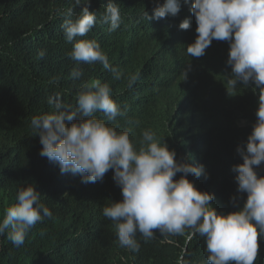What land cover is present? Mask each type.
Returning <instances> with one entry per match:
<instances>
[{
    "label": "trees",
    "instance_id": "obj_1",
    "mask_svg": "<svg viewBox=\"0 0 264 264\" xmlns=\"http://www.w3.org/2000/svg\"><path fill=\"white\" fill-rule=\"evenodd\" d=\"M110 2L91 0L89 11L96 12L97 23L86 37L69 43L62 25L75 20L84 5L76 6L75 0H0V220L29 185L52 213L35 224L22 246L0 236V264H206L204 238L189 240L187 230L170 237L155 230L147 241L137 233L139 251L120 252L115 223L103 216L104 207L123 199L114 170L102 181L85 184L79 174H61L58 164L40 156L33 117L55 112L50 97L75 109L82 85L92 80L109 84L123 112L110 124L118 132L130 130L137 147L142 132L151 129L176 150L177 159L185 154L191 164L204 166L207 178L190 180L214 194L211 203L218 212L238 211L247 199L237 192L232 167L243 163L236 149L246 143L256 122L259 93L251 84L228 88V42L213 40L199 58L187 54L197 36L190 11L194 0H180L176 16L150 21L144 13L152 15L165 0H112L121 12L116 31L102 20ZM186 18L191 27L182 30ZM79 39L97 40L120 79L100 63L72 60L69 53ZM73 70L82 75L74 78ZM96 116L104 118L100 112ZM256 170L264 176V163ZM258 243L254 264H264V237Z\"/></svg>",
    "mask_w": 264,
    "mask_h": 264
},
{
    "label": "clouds",
    "instance_id": "obj_2",
    "mask_svg": "<svg viewBox=\"0 0 264 264\" xmlns=\"http://www.w3.org/2000/svg\"><path fill=\"white\" fill-rule=\"evenodd\" d=\"M90 2L75 0L76 6H84L75 20L67 19L62 25L67 42L86 37L97 23L96 12L89 11ZM104 8L103 22L110 25L109 31H116L121 24L119 6L111 0ZM180 10V0H165L152 15L145 12L144 17L159 20L176 16ZM190 11L196 19L197 36L187 46V54L199 58L213 40L227 41V65L231 66L228 88L251 84L259 93L256 122L246 143L236 149L243 163L232 167L237 173V192L247 194L240 210L218 212L211 203L214 194L199 190L188 178L205 175L204 166L177 159L176 150L161 142L151 129L142 132L137 147L130 130L118 132L111 126L123 112L108 83L85 82L75 109L58 96L50 97L48 103L54 104L55 112L33 117L31 125L40 137V156L58 164L61 174H79L87 184L102 181L110 169L114 170L113 179L123 199L104 207L103 216L115 223L120 247L139 251L137 233L147 241L154 238L155 230L166 237L185 235L187 230L189 240L204 238L206 264H254L258 240L264 237V176L256 170L264 163V0H194ZM68 15H73L72 9ZM190 27L187 18L179 25L182 30ZM69 55L77 63H100L120 79L95 39L77 40ZM44 56L45 51H40L38 58ZM190 68L189 64L185 77ZM81 75L80 71L72 72L74 78ZM131 79L134 82L136 78ZM97 112L104 118H97ZM77 115L81 119L77 120ZM178 173L182 175L174 179ZM235 200L233 197L234 205ZM51 216L40 202V194L29 185L19 191L17 203L5 209L0 236L6 234L14 246H22L35 224Z\"/></svg>",
    "mask_w": 264,
    "mask_h": 264
},
{
    "label": "rangeland",
    "instance_id": "obj_3",
    "mask_svg": "<svg viewBox=\"0 0 264 264\" xmlns=\"http://www.w3.org/2000/svg\"><path fill=\"white\" fill-rule=\"evenodd\" d=\"M187 158H188V155H183V156H181V158L180 159H182V160H186L187 161ZM188 162V161H187ZM189 163H191V162H189ZM182 174H180V173H178L177 174V176L176 177H174L175 179H179L180 178V176H181ZM206 177H207V175L205 174V175H201L199 178H197V177H195V176H193V175H189V179H195V180H199L200 178H205L206 179ZM217 202H214V204H216ZM124 248H120L119 250H120V252H122V250H123Z\"/></svg>",
    "mask_w": 264,
    "mask_h": 264
}]
</instances>
